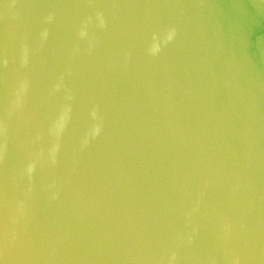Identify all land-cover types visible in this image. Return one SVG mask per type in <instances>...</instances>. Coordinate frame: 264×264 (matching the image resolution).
Returning a JSON list of instances; mask_svg holds the SVG:
<instances>
[{
    "label": "water",
    "instance_id": "95a60500",
    "mask_svg": "<svg viewBox=\"0 0 264 264\" xmlns=\"http://www.w3.org/2000/svg\"><path fill=\"white\" fill-rule=\"evenodd\" d=\"M0 264H264V0H0Z\"/></svg>",
    "mask_w": 264,
    "mask_h": 264
}]
</instances>
